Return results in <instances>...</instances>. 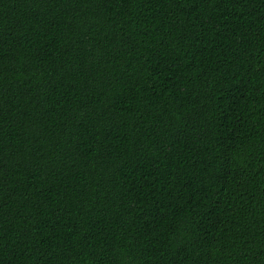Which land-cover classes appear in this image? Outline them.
<instances>
[{
    "label": "trees",
    "instance_id": "1",
    "mask_svg": "<svg viewBox=\"0 0 264 264\" xmlns=\"http://www.w3.org/2000/svg\"><path fill=\"white\" fill-rule=\"evenodd\" d=\"M0 264H264V0H0Z\"/></svg>",
    "mask_w": 264,
    "mask_h": 264
}]
</instances>
